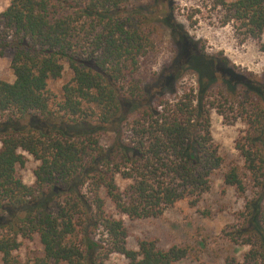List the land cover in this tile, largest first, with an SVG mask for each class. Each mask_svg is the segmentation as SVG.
<instances>
[{"label": "trees", "instance_id": "obj_1", "mask_svg": "<svg viewBox=\"0 0 264 264\" xmlns=\"http://www.w3.org/2000/svg\"><path fill=\"white\" fill-rule=\"evenodd\" d=\"M218 2L237 36L261 40L264 0ZM149 21L127 0H10L0 13V58L11 53L14 76L0 81V264L186 258V247L163 249L154 240L130 249L122 217L156 219L180 201L200 202L223 164L211 111L227 118L226 109L246 127L235 140L242 166L223 177L244 205L221 233L248 250L224 264H264V74L239 72L221 54L183 42L187 55L156 81L193 72L197 90L143 85L140 61L155 43ZM65 65L71 78L52 104L47 86ZM25 154L38 163L31 185L16 174ZM117 177L127 183L121 187ZM32 242L40 252L20 260Z\"/></svg>", "mask_w": 264, "mask_h": 264}, {"label": "rangeland", "instance_id": "obj_2", "mask_svg": "<svg viewBox=\"0 0 264 264\" xmlns=\"http://www.w3.org/2000/svg\"><path fill=\"white\" fill-rule=\"evenodd\" d=\"M219 0H127L128 8L140 10L149 18V26L154 31V49L140 61L137 75L143 85L160 86L184 90L198 88L197 76L193 72L180 71L177 79L166 77L156 81L160 75H167L174 60L187 55L179 43H191L196 51L206 56L219 54L226 58L239 72L252 74L261 79L264 74V33L260 41L237 36L233 23L225 22V13ZM231 3L237 0H221ZM10 4V0H0V13ZM183 40H177L178 36ZM188 46H186L187 48ZM197 52V53H198ZM11 53L0 58V81L12 83L14 76L10 68ZM176 72V71H175ZM71 78L64 66L61 78L49 81L47 90L50 102L62 100L61 87ZM172 83V84H171ZM227 118L211 111V134L222 166L210 177V189L203 194L195 207L187 201H180L166 209L156 219L130 220L122 217L128 232V247L137 250L139 240H154L160 248L171 246L186 247L188 256L175 264H224L228 257L241 259L247 246L236 245L226 240L221 231L236 223L238 213L243 209L244 198L232 187L224 184V174L233 166H242V159L235 150V140L245 130L244 123L234 112L226 109ZM104 142V141H103ZM24 167H17V176L27 185L34 182L33 170L38 163L25 154ZM123 187L127 182L116 178ZM40 252L37 242L24 243L17 256L20 260L35 256ZM106 264H129L120 255H112Z\"/></svg>", "mask_w": 264, "mask_h": 264}]
</instances>
